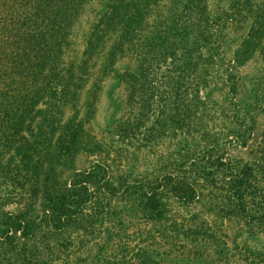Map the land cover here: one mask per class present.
I'll list each match as a JSON object with an SVG mask.
<instances>
[{"label": "trees", "instance_id": "obj_1", "mask_svg": "<svg viewBox=\"0 0 264 264\" xmlns=\"http://www.w3.org/2000/svg\"><path fill=\"white\" fill-rule=\"evenodd\" d=\"M220 19L206 0H0V253L6 264H58L55 253L71 250L65 238L92 233L101 220V200L132 197L143 219L160 221L170 200L189 207L223 170L234 216L247 229L264 230L255 184L264 157L231 167L218 155L225 129L208 133L201 117L218 102L237 115L236 70L264 48V0L233 48ZM108 83L124 90L129 106L108 148L127 153L134 143L138 149L164 137L173 141L152 179L130 177L131 170L112 173L104 160L107 145L91 125ZM220 113L227 140L234 129ZM150 121L156 132H142ZM195 127L208 135L201 144L192 136ZM83 154L99 157L77 168ZM112 264L158 263L139 251L133 261Z\"/></svg>", "mask_w": 264, "mask_h": 264}, {"label": "rangeland", "instance_id": "obj_2", "mask_svg": "<svg viewBox=\"0 0 264 264\" xmlns=\"http://www.w3.org/2000/svg\"><path fill=\"white\" fill-rule=\"evenodd\" d=\"M259 1L206 0L210 13L221 17L222 34L232 39L229 41L231 48L245 32L251 10ZM229 17L232 19L225 22ZM235 77L237 115L234 116L228 102H218V94H214L212 98L215 97L218 103L211 108L208 103L209 110H203L201 116L208 133L225 129L220 133L222 146L218 155H223L222 161H228L231 167L237 161L260 162L259 159L264 157V48L238 68ZM97 107L91 128L96 137L104 138L102 141L107 147L103 152H108L104 160L111 166L112 173L131 170L130 177L137 179H152L157 175L173 141L164 137L138 149V144L134 143L127 150L125 148L127 153L119 147L108 148L107 140L117 133L118 123L129 112L124 90L112 89L108 83ZM220 112L226 113L223 119L225 123L231 121L229 125L234 129L227 140L226 125L221 123ZM145 127L142 132L157 130V125L151 121ZM193 133L196 142L208 137L206 131L198 128ZM130 153L137 158L130 157ZM97 156L80 155L77 168L88 167ZM100 157L103 158V154ZM225 173L224 170L219 172L216 184H204L196 202L189 207L170 200L165 217L160 221L143 219L132 197L120 196L109 202L101 200L105 203L101 220L93 226L92 233L80 232L65 238L64 244L71 250L66 254L55 253L58 264L133 261L139 251H147L158 264H264V230L247 229L243 221L234 216L223 186ZM256 177V201H264V172L259 171ZM96 208H90L87 213L92 214ZM9 209L11 207H6ZM2 258L0 253V264H6Z\"/></svg>", "mask_w": 264, "mask_h": 264}]
</instances>
